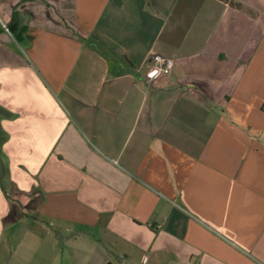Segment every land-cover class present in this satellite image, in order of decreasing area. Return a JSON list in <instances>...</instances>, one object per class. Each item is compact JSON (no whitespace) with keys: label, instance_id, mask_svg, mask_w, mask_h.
<instances>
[{"label":"crops","instance_id":"1","mask_svg":"<svg viewBox=\"0 0 264 264\" xmlns=\"http://www.w3.org/2000/svg\"><path fill=\"white\" fill-rule=\"evenodd\" d=\"M0 198V264H264V0H0Z\"/></svg>","mask_w":264,"mask_h":264},{"label":"built area","instance_id":"2","mask_svg":"<svg viewBox=\"0 0 264 264\" xmlns=\"http://www.w3.org/2000/svg\"><path fill=\"white\" fill-rule=\"evenodd\" d=\"M2 29L9 33V28L2 24ZM174 60L160 55L151 56L148 62L146 63V79L148 81H156L163 77H167L172 73L174 67ZM155 72V76L150 74Z\"/></svg>","mask_w":264,"mask_h":264},{"label":"clouds","instance_id":"3","mask_svg":"<svg viewBox=\"0 0 264 264\" xmlns=\"http://www.w3.org/2000/svg\"><path fill=\"white\" fill-rule=\"evenodd\" d=\"M151 76H155L156 73L153 72L150 74ZM9 208H8V205L5 201H3L2 198H0V217H3V216H6L9 212Z\"/></svg>","mask_w":264,"mask_h":264},{"label":"trees","instance_id":"4","mask_svg":"<svg viewBox=\"0 0 264 264\" xmlns=\"http://www.w3.org/2000/svg\"><path fill=\"white\" fill-rule=\"evenodd\" d=\"M9 31H10V33H11V29L9 28Z\"/></svg>","mask_w":264,"mask_h":264}]
</instances>
